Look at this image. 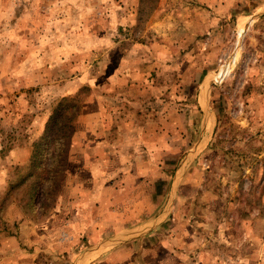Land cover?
Returning <instances> with one entry per match:
<instances>
[{"label": "rangeland", "instance_id": "obj_1", "mask_svg": "<svg viewBox=\"0 0 264 264\" xmlns=\"http://www.w3.org/2000/svg\"><path fill=\"white\" fill-rule=\"evenodd\" d=\"M164 209L117 264H264V0H0V264Z\"/></svg>", "mask_w": 264, "mask_h": 264}, {"label": "crops", "instance_id": "obj_2", "mask_svg": "<svg viewBox=\"0 0 264 264\" xmlns=\"http://www.w3.org/2000/svg\"><path fill=\"white\" fill-rule=\"evenodd\" d=\"M166 217V209H164L154 218L139 225L135 230L131 229L130 231L118 233L114 236L97 242L96 244L86 249L80 257H77V262L74 264H106L104 263V261H106L107 264H117L119 261H121L119 257L124 254L126 255V253L124 252L125 250L129 249V245H126L127 240L143 237L145 236V234L152 232L155 228H157L158 225H160V223H162L166 219ZM82 228L89 227L85 223V225H82ZM122 244L125 246H123ZM129 256L132 257V253H129Z\"/></svg>", "mask_w": 264, "mask_h": 264}, {"label": "trees", "instance_id": "obj_3", "mask_svg": "<svg viewBox=\"0 0 264 264\" xmlns=\"http://www.w3.org/2000/svg\"><path fill=\"white\" fill-rule=\"evenodd\" d=\"M73 107V109L74 110H76L77 108H78V106L75 104V105H73L72 106ZM70 108H71V105H70ZM61 109H67V108H65V107H60V108H56V111H55V113L52 115V117H51V121H53V119H55V117H62V116H64L65 114H62L63 112H61ZM78 111H79V109H77ZM63 111V110H62ZM71 112H73V111H71ZM72 119V118H71ZM52 126H54L53 124H50V123H48V127H47V129L49 130V129H51L52 128ZM60 128V127H59Z\"/></svg>", "mask_w": 264, "mask_h": 264}, {"label": "bare ground", "instance_id": "obj_4", "mask_svg": "<svg viewBox=\"0 0 264 264\" xmlns=\"http://www.w3.org/2000/svg\"><path fill=\"white\" fill-rule=\"evenodd\" d=\"M243 29H244V26L240 27L239 32H242ZM225 67H226V66H225ZM219 71H220L219 74H221V75H219V77H220V76H222V75L225 73L226 69H225V68H222V69H220Z\"/></svg>", "mask_w": 264, "mask_h": 264}]
</instances>
